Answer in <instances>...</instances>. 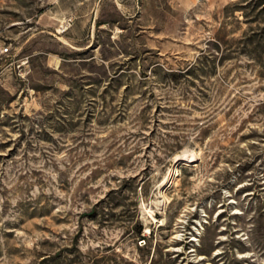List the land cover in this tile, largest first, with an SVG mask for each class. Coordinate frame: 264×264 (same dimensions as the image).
Returning a JSON list of instances; mask_svg holds the SVG:
<instances>
[{
    "label": "rangeland",
    "instance_id": "1",
    "mask_svg": "<svg viewBox=\"0 0 264 264\" xmlns=\"http://www.w3.org/2000/svg\"><path fill=\"white\" fill-rule=\"evenodd\" d=\"M3 48L0 264H264V0H0Z\"/></svg>",
    "mask_w": 264,
    "mask_h": 264
},
{
    "label": "crops",
    "instance_id": "2",
    "mask_svg": "<svg viewBox=\"0 0 264 264\" xmlns=\"http://www.w3.org/2000/svg\"><path fill=\"white\" fill-rule=\"evenodd\" d=\"M87 33L88 27L86 24L77 21L73 23L64 36L70 41L79 42L87 35Z\"/></svg>",
    "mask_w": 264,
    "mask_h": 264
},
{
    "label": "built area",
    "instance_id": "3",
    "mask_svg": "<svg viewBox=\"0 0 264 264\" xmlns=\"http://www.w3.org/2000/svg\"><path fill=\"white\" fill-rule=\"evenodd\" d=\"M65 22H66V26L63 28L62 31H66L71 26V24L73 23V18H68L66 19ZM7 52H8V48H3L0 50L1 54L7 53Z\"/></svg>",
    "mask_w": 264,
    "mask_h": 264
},
{
    "label": "bare ground",
    "instance_id": "4",
    "mask_svg": "<svg viewBox=\"0 0 264 264\" xmlns=\"http://www.w3.org/2000/svg\"><path fill=\"white\" fill-rule=\"evenodd\" d=\"M186 152V151H185ZM187 154V153H186ZM192 155V154H191ZM168 176V175H167ZM167 176H165V178H164V181L163 182H165V181H167ZM162 182V181H161ZM161 184V183H160ZM160 186V185H159ZM159 192V191H158ZM161 195V194H160ZM164 195V194H163ZM144 208V207H143ZM146 208V207H145ZM144 208V209H145ZM144 212V214L147 216V218L149 219V218H151V217H153V212L149 209V210H145V211H143ZM153 214V215H152ZM145 217V216H144Z\"/></svg>",
    "mask_w": 264,
    "mask_h": 264
}]
</instances>
